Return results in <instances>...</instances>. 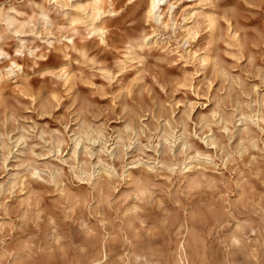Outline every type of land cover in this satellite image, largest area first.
Returning a JSON list of instances; mask_svg holds the SVG:
<instances>
[{"label": "clouds", "instance_id": "clouds-1", "mask_svg": "<svg viewBox=\"0 0 264 264\" xmlns=\"http://www.w3.org/2000/svg\"><path fill=\"white\" fill-rule=\"evenodd\" d=\"M0 264H264V0H0Z\"/></svg>", "mask_w": 264, "mask_h": 264}]
</instances>
